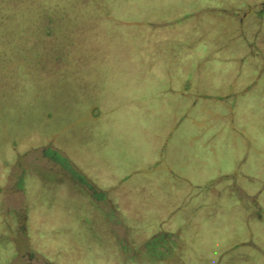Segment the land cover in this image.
Masks as SVG:
<instances>
[{"label":"rangeland","instance_id":"rangeland-1","mask_svg":"<svg viewBox=\"0 0 264 264\" xmlns=\"http://www.w3.org/2000/svg\"><path fill=\"white\" fill-rule=\"evenodd\" d=\"M0 264H264V0H0Z\"/></svg>","mask_w":264,"mask_h":264}]
</instances>
